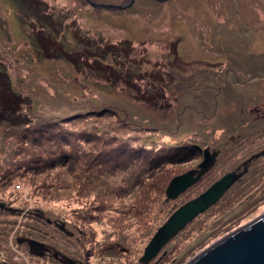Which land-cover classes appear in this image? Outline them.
<instances>
[{
  "label": "rangeland",
  "instance_id": "obj_1",
  "mask_svg": "<svg viewBox=\"0 0 264 264\" xmlns=\"http://www.w3.org/2000/svg\"><path fill=\"white\" fill-rule=\"evenodd\" d=\"M34 1L40 3L39 11L56 21L45 23L57 29L43 27L42 31L49 30L63 43L59 45L65 56L79 50L81 57L54 58L53 54L40 52L44 47L38 41L35 24L26 16L25 6L16 0H0V73L10 81L12 103H21L14 116L20 115L19 122L30 124L26 128L17 126V130L23 127L27 136L44 126L38 131L46 137L39 143L30 142L31 148L29 140H18L15 145L8 140L14 137L10 129L0 131V264H58L51 252L65 253L63 256L70 259L77 257L83 264H141L139 259L155 230L168 218L165 213L206 191L223 176L241 171V156L251 153H246L248 148L255 149L254 139L264 137V117L255 112L259 103L264 107V0H134L123 11L90 8L86 0ZM93 1L120 5L128 0ZM112 45L123 47L125 52L132 47L141 61L139 67L162 76L167 86L161 91L163 98L155 102L165 105L172 97L170 109L146 104L148 96L141 93L144 87L140 92L134 88L140 82L131 87L121 81L128 72L136 71L133 67L126 72L116 65L111 74L103 70L106 62L113 64L112 47H108ZM90 52L96 53V63ZM154 64L158 66L152 69ZM114 76L119 82L115 83ZM112 104L125 107L132 122L160 124L166 120L174 127L181 119L184 132L172 137V143L183 134H193L202 149L207 143L211 145L199 159L168 165L169 171H178L175 177L192 171L197 181L205 171L200 168L207 160L204 157L210 152L215 159L218 154L206 177L193 186L195 181L176 200L167 197L165 202V194L160 192L157 210L164 208V214H156L149 205L158 203V192L155 197L154 190L145 196L147 190L141 185L132 186L123 176L95 168L100 161L96 157L101 142L94 136L108 132L110 115L105 114V124L92 117L101 115L98 113ZM92 110L95 114L90 115ZM47 118L55 121L40 123ZM93 126L98 132L94 136L85 130ZM65 127L80 134L73 142L75 156L80 157L75 163L66 161L72 148L66 137H59ZM56 142L63 145L56 146ZM111 142L106 143L107 147L112 146ZM18 147L25 151V159L18 160L32 159L36 167L42 166L40 160L52 164L36 176L38 180L45 175L46 183L35 182L33 186L31 179L20 175L8 184L3 182L6 174L15 170L17 162L11 156L14 151L19 153L15 150ZM30 150L33 157L28 159L25 154L31 156ZM63 158L66 160L61 163ZM249 169L245 179L228 188L213 206L162 247L149 264H181L264 214V175H259L264 173V159H254ZM166 175L153 176L152 183L161 185ZM41 214L47 222H39ZM59 219L67 220L65 226ZM38 224H47L51 229L37 235V242L43 246L28 251L25 242L30 241L24 240V235L29 233L28 227Z\"/></svg>",
  "mask_w": 264,
  "mask_h": 264
},
{
  "label": "trees",
  "instance_id": "obj_2",
  "mask_svg": "<svg viewBox=\"0 0 264 264\" xmlns=\"http://www.w3.org/2000/svg\"><path fill=\"white\" fill-rule=\"evenodd\" d=\"M16 1L21 3V5L25 6V8L28 10V13L26 16H29V19L31 20L33 26L35 24L34 27H35V29H37L36 32H38L37 36H38V38L40 37L38 41L40 42V45L44 47V48H42V50H40V52H43L44 54L45 53L46 54H53L54 58L59 57V56H65L66 52H64L60 48V45H59V44L62 45L63 43L59 42L57 37H54L51 33H49L48 32L49 30L48 31H42L43 27H45V29H47L49 27L52 29H57V28H55L56 26H53V24L48 25L45 23L46 20L47 21L51 20V23H56V21L55 22L52 21L54 19L51 17V15L49 16V15H47L48 14L47 13L46 14L48 16L47 17L44 14V12L39 11L40 3L38 4L37 1H34V0H16ZM34 2H37V3H35V5H34ZM27 3L29 6H27ZM41 14H44V16H42ZM108 47H112L110 49H112L111 53L114 56L113 59H111L113 64L112 63L109 64V62H106L105 66H104L105 69H103V70H108L109 73L111 74L112 71H114V67L116 68V65L119 68L124 67L126 72H128L130 70V67H133V69L136 71L128 72V75H124L125 78H124V80H121V81L126 85H130L131 87H133V84L135 82H136L135 84L140 82L141 85L134 87V88L137 91H139L141 86L144 87V90L141 91V93H142V95L148 96V97H146V98H148L146 101V104L151 105V103H153V104L158 105L157 102H155V99H162L163 98V94L161 93V91H163L164 88L167 86L165 84V82L162 80V76L157 77V76H155L156 72L155 73L149 72L146 69H142L141 67H139L141 65V61L136 58L135 54H133V52H135V50L132 47L129 49L128 52H125L124 48L123 47L120 48V47H118V45H112V46H108ZM120 50L122 52L121 54H119V52H118ZM82 51H85V49H83ZM79 52H80L79 50L73 51L71 55L67 54V56L68 57L76 56V60H77L78 58L81 57V55H78ZM90 53L92 54L91 57L95 58V59H93L92 62L96 63L97 62L96 53H94V52L93 53L90 52ZM67 56H65V57H67ZM118 59H120V60H118ZM115 61L117 63H115ZM157 66H158L157 64H154L152 69H154ZM162 66H164V64H162ZM162 66H161V68H162ZM126 72H124V73H126ZM1 75L2 74L0 73V131L1 130L5 131L7 129H10V131L12 133L11 136L12 137L14 136V137L13 138L8 137V140L13 141L12 143L15 145L17 142H19L18 140L26 139L27 141L29 140V142L27 143L28 146H30L32 148V145L30 144V142L35 144L39 140H41V141L45 140L46 137H45L44 133L42 131H38V130H40V128H42L44 126L39 127L37 129H34V132H32L31 134H29L27 136L24 135V133L22 132L24 130H21L23 127H20L19 131L17 130V126L27 125V126H24L26 128V127H29L30 124L29 125L26 123L22 124L21 122H19L17 120V118H19L21 116L20 115L14 116L15 114H18V112L20 110L19 108L21 107V103L19 104L18 101H15L14 104L12 103L10 98L13 96V94H11L10 81L2 78ZM120 76L121 75L119 74L117 78H119ZM117 78L114 79L115 83L119 82V79H117ZM166 83H168V82H166ZM146 88H148V91L146 90ZM169 100H171V101L164 102L165 105H158V106H160V107L165 106L166 108L170 109L172 106V97ZM159 104H161V102ZM92 111L93 112L88 111L90 115H93L91 113L95 114V112H94L95 110H92ZM103 111H104L103 113H98L101 115H97V116L94 115V117H92V118L95 121L101 120L105 124L106 120H107L105 118V114L110 115V116L106 115L108 120H109L106 123V128L108 129V132L104 133V135H106V136L103 135L102 137H99V136L95 137L93 135V133L97 132V130L94 128V126H96V125H94L93 128H86L85 129V130L92 132V136H94V138H96V140L98 142H101V143H99V145H101V147H99V150L97 152L98 155L96 157V158H99L100 161H98V163L95 165V168H97V166L103 167L107 171V173L110 172V173H113L117 176H123L125 178V180H129L131 182L132 186L141 185V187L143 189L147 190L145 196L147 195L148 192H150L152 190H154L153 196L158 192V194L155 195V196H157V202L158 203L157 204L156 203H149V205L153 207L156 214H164L166 212L164 210V208L162 210H160V209L157 210V207L160 205V203H159L160 192H163L165 194V197H166L165 202L168 201L169 199H167V196H166V189H167L171 179L173 177H175L176 175H179L178 171H172V170L169 171L167 169L168 165L173 166V165H177L179 163L188 161L190 159H193V160L199 159L200 155L202 153H204L205 150H208V147H211V145L209 143H207L206 144L207 148L202 149L200 146L199 140L195 139L196 135L191 134V136H188V135H185L183 133H182L183 134L182 138L177 139V137H176V139H177L176 142L174 141V143H172V137L174 139L175 136H178L179 134H181L180 132H182V131L184 132V130H183L184 123L182 122L181 119L180 120L178 119L177 125L172 127V123H168V122H166V120H165V122H160V124H150V122H148V121L147 122H141V121L140 122H134V121L132 122V120L127 115V113H128L127 110L125 109V107H123L120 104H112L107 109H104ZM110 117H112V119H110ZM50 121L53 122L55 120L51 119V118H47V120L41 121L40 123L50 122ZM35 125L37 126V125H39V123H37ZM5 126H8V128ZM84 127H85V125H83V128ZM45 128H47V127H45ZM62 130L64 132H63V134L59 135V137H60V139H63L66 137V140L69 142V147L72 148V150H70L71 156L66 157L67 160L65 158H63L59 161H61V163H62V160H63V162L66 160L68 162L73 161L75 163V162L79 161L80 157L75 156V153L77 151L73 149L74 148L73 142L75 139H78L76 136L80 135V134H76L75 131L68 129L67 127L62 128ZM110 133H111V135H109ZM28 136H29V139H28ZM104 137H108V138L104 139ZM188 137H191V138H188ZM80 140H83V139L81 138ZM110 141H112L111 142L112 146L107 147L106 143H108ZM1 142L4 143L5 141L2 140ZM53 144H55L56 146H60V147L63 145V144L58 143V142L53 143ZM253 144H255V149H257V150H255V149L251 150V148H248L246 150V153H248V151H250L251 153H249V155H246V156H244L245 155V153H244L243 156H241L242 159L244 160L243 167H242L241 171H234L231 173L236 177V180L229 187L228 190H230V188L237 185L239 182H241L243 179H245L249 175V171H250L249 168H251V164L253 163L254 159L257 161L264 159V149H263L264 137H263V139H259V138L254 139ZM40 147H43V146L40 145ZM23 148L24 147H18L17 149H15V150L19 151V153H16L15 151L13 152L11 159L13 161H15L14 163L17 162L15 170L11 171L9 174H6L7 177L4 178L3 182H5V184H8L14 176L20 175L22 177L26 176V177H28V179H31V180H29V183L33 186H35L34 185L35 182L44 183V181H45V183H46L47 180L44 178L45 175H42V178H40L38 180L36 179V176L43 174V172L46 171L47 168H49V165H52V164L50 162L40 160L39 162H42L41 167H36V166L32 165L35 162H33V160L31 159L33 157L32 156L33 151L31 152V150H30L31 156L28 152H27V154H25L28 159H31V161L18 160L19 158H22V153L23 152L25 153V151L20 150ZM80 148L81 147H79V149ZM43 149H45V147ZM174 150H175V152H174V154H172V151H174ZM111 151H113V152H111ZM43 153L46 155L50 154L49 151H43ZM209 153L206 157H204L205 160L207 159L206 160L207 167L203 169L206 172L205 171H204L205 173L203 172L202 176L199 177V179L194 183L193 186H196V184L201 182L206 177L207 173L213 167V165H212L213 161L217 160L218 154H216V156H215L216 158L214 157L215 159H213V156L215 154L209 155ZM214 153H216V152L214 151ZM93 154H95V153H93ZM22 159H25V158H22ZM39 162H36V163H39ZM94 162H96V161H94ZM88 172H91V171H88ZM165 172L167 173V175L165 176L166 178L163 180L162 184L161 185H157V184L154 185V183H152V181L155 179V178H153V176L157 177L160 174H163ZM259 173H260L259 175L261 177L264 175L263 172H259ZM44 174H46V173H44ZM150 178H152V179L149 180ZM154 182H155V180H154ZM211 184H209V186ZM50 188H53V187L50 186ZM162 188H164V189H162ZM247 188L249 190H251L252 186L249 185V186H247ZM44 191L45 190H43V192ZM204 191L205 190L198 193L194 198H197L199 195L204 193ZM188 201H190V200H188ZM185 203H183V204H185ZM183 204H181V205H183ZM181 205L176 207V209H178ZM0 208L3 209V206L1 205ZM147 209L150 210L149 207H147ZM175 210L172 211V209H171L170 211H167L165 213V217L167 216L169 218ZM0 216H2V213H0ZM39 217L42 218V219H40L39 222L45 223V220H46V222L48 221L47 217L44 218L42 216V214L39 215ZM168 218H167V220H168ZM163 219H164V217H163ZM59 220L62 221V223H63L62 226H65V223H67V220H65V219L64 220L59 219ZM167 220H165V222ZM163 221L164 220L161 221L162 224L165 223V222L163 223ZM161 223H159V224H161ZM162 224L158 225L154 234H156L159 231ZM45 225H47V224H42V225L38 224V225H32V226L28 227L29 233L27 235H24V240L30 241L28 244L24 241L26 249H28V251L32 250L31 248L33 246H37V247L43 246L42 243L37 242V240H39L37 235L40 234L42 230L51 229L50 227L47 228ZM186 226L183 229H185ZM232 226L233 225L229 226L224 231H228ZM180 232H178V233H180ZM176 235L171 237L169 239V241H171ZM21 243L22 242H20V244ZM80 245L81 244H79V247H80ZM61 252L63 253V251H61ZM85 252H86V250H85ZM64 254L65 253H63V255ZM143 254H144V251H143ZM50 255H53L56 257V262L58 264H66V261L70 262L69 264H76L77 262L75 263V261L80 262L78 264H83L81 259H77V257L70 259L72 257L68 258V257H65L66 254H65V256H63L57 252H55V254L51 252ZM69 260L74 261V262H71ZM139 260L141 261L140 262L141 264H149L152 261V260L145 261L144 258H141ZM52 261H55V260L52 258ZM84 263L87 264L88 262L85 261Z\"/></svg>",
  "mask_w": 264,
  "mask_h": 264
},
{
  "label": "water",
  "instance_id": "obj_3",
  "mask_svg": "<svg viewBox=\"0 0 264 264\" xmlns=\"http://www.w3.org/2000/svg\"><path fill=\"white\" fill-rule=\"evenodd\" d=\"M86 2L95 9L123 11L128 9L134 0H128L120 5L97 4L91 0ZM206 167L207 163L204 161L200 168ZM193 175L194 172L190 171L173 178L166 189L167 197L175 199L186 191L198 178V176L194 178ZM235 180L234 175L223 176L197 198L176 209L148 243L144 250V260H152L171 237L180 232L197 215L214 205ZM181 264H264V214L228 233Z\"/></svg>",
  "mask_w": 264,
  "mask_h": 264
},
{
  "label": "flooded vegetation",
  "instance_id": "obj_4",
  "mask_svg": "<svg viewBox=\"0 0 264 264\" xmlns=\"http://www.w3.org/2000/svg\"><path fill=\"white\" fill-rule=\"evenodd\" d=\"M92 2H94V3H97V4H99L98 2H95V1H93V0H91ZM89 7V6H88ZM90 8H92L91 6H90ZM262 103H259L258 105H256L257 107L258 106H260L259 107V109L257 110V109H255V112H258V115H261L262 117H264V107H262V105H261ZM255 106V107H256Z\"/></svg>",
  "mask_w": 264,
  "mask_h": 264
},
{
  "label": "bare ground",
  "instance_id": "obj_5",
  "mask_svg": "<svg viewBox=\"0 0 264 264\" xmlns=\"http://www.w3.org/2000/svg\"><path fill=\"white\" fill-rule=\"evenodd\" d=\"M217 181H218V180H217ZM194 199H195V198H194ZM174 200H175V199H174ZM199 215H200V214H199ZM197 216H198V215H197ZM197 216H196V217H197ZM196 217H195V218H196ZM195 218H194V219H195Z\"/></svg>",
  "mask_w": 264,
  "mask_h": 264
}]
</instances>
